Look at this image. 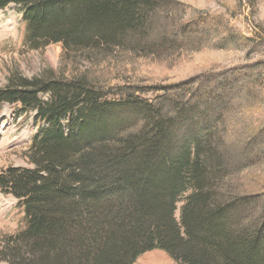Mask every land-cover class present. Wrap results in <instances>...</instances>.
<instances>
[{"label":"trees","instance_id":"obj_1","mask_svg":"<svg viewBox=\"0 0 264 264\" xmlns=\"http://www.w3.org/2000/svg\"><path fill=\"white\" fill-rule=\"evenodd\" d=\"M10 5L22 13L29 47L60 45L70 72L13 77L0 89V106L33 111L44 124L28 167L0 171V194L21 205L25 221L3 240L0 263L135 264L158 250L176 264H264L260 193L221 187L226 153L264 143V126L237 134L223 120L237 99L261 97L257 65L147 85L122 77L119 60L117 70L103 61L113 51L181 45L209 29L215 48L225 40L238 47L247 42L241 32L199 14L160 22V0H0V11ZM79 62L114 76L96 79L103 74Z\"/></svg>","mask_w":264,"mask_h":264},{"label":"rangeland","instance_id":"obj_2","mask_svg":"<svg viewBox=\"0 0 264 264\" xmlns=\"http://www.w3.org/2000/svg\"><path fill=\"white\" fill-rule=\"evenodd\" d=\"M157 10L160 22L166 17L181 22L193 14L218 17L226 31L231 27L241 32L247 42L233 47L225 40L224 48L217 49V35L209 29L203 36L190 35L181 45L149 49L144 53L129 49L125 52L113 51L110 57L103 59L104 64L119 60L118 65L125 69L122 77L128 81L137 79L136 83L140 80L147 85H172L196 76H213L254 65H257V74L264 79V0H160ZM164 24L169 26L168 22ZM64 61L65 53L60 45L38 49L29 47L19 7L11 5L0 11V89L7 86L13 77H57L61 72L69 71ZM109 64L111 70L120 69L114 61ZM77 65L84 72L103 74V77L96 79L114 76L113 71L105 67L89 70L90 66L85 62ZM122 79L114 81L112 85L122 86ZM259 88L262 93L258 99L251 93L249 98L237 99L235 104L231 103L225 109L223 120L234 127L232 130L237 134L248 135L258 125L259 128L264 126V83ZM40 99L46 100L47 96H41ZM34 117L33 111L23 113L19 106H0V171L7 167H28L26 153L30 142L44 127ZM251 150V153L250 149L226 153L227 173L230 175L224 178L221 187L223 185L236 193H260L258 205L264 212V143H258ZM188 195V191L184 192L176 204L174 218L177 222L180 208ZM24 225L21 205L16 204L11 197L0 195V248L5 238L21 231ZM135 264L176 262L157 250L142 255Z\"/></svg>","mask_w":264,"mask_h":264}]
</instances>
